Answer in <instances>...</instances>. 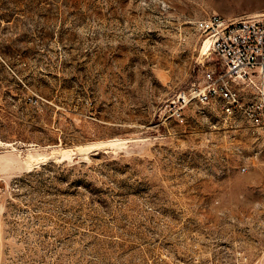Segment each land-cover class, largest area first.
<instances>
[{"label":"rangeland","instance_id":"obj_1","mask_svg":"<svg viewBox=\"0 0 264 264\" xmlns=\"http://www.w3.org/2000/svg\"><path fill=\"white\" fill-rule=\"evenodd\" d=\"M262 12L0 0V264H264V129L173 103L218 65L196 22Z\"/></svg>","mask_w":264,"mask_h":264},{"label":"built area","instance_id":"obj_2","mask_svg":"<svg viewBox=\"0 0 264 264\" xmlns=\"http://www.w3.org/2000/svg\"><path fill=\"white\" fill-rule=\"evenodd\" d=\"M196 28L210 39L209 52L218 65L208 73L203 89H191L173 101L180 105L177 119L184 122L182 111L192 103L218 101L228 116L240 112L254 127L264 129V13L242 18L213 14L198 20ZM249 92L255 96L250 101ZM231 255L232 264H248L243 249Z\"/></svg>","mask_w":264,"mask_h":264},{"label":"bare ground","instance_id":"obj_3","mask_svg":"<svg viewBox=\"0 0 264 264\" xmlns=\"http://www.w3.org/2000/svg\"><path fill=\"white\" fill-rule=\"evenodd\" d=\"M262 13H264V12H262ZM258 14H261V13H258ZM250 15H252V14H250ZM205 40L206 41L204 42L202 54L207 55V54H209V51H210V39L206 38ZM6 146H10V144H7Z\"/></svg>","mask_w":264,"mask_h":264},{"label":"water","instance_id":"obj_4","mask_svg":"<svg viewBox=\"0 0 264 264\" xmlns=\"http://www.w3.org/2000/svg\"><path fill=\"white\" fill-rule=\"evenodd\" d=\"M216 59H217V58H216V56L214 55V56H213V60H216Z\"/></svg>","mask_w":264,"mask_h":264}]
</instances>
